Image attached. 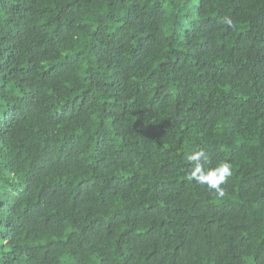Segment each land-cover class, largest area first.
Listing matches in <instances>:
<instances>
[{
  "label": "trees",
  "instance_id": "1",
  "mask_svg": "<svg viewBox=\"0 0 264 264\" xmlns=\"http://www.w3.org/2000/svg\"><path fill=\"white\" fill-rule=\"evenodd\" d=\"M0 264H264V0H0Z\"/></svg>",
  "mask_w": 264,
  "mask_h": 264
},
{
  "label": "clouds",
  "instance_id": "2",
  "mask_svg": "<svg viewBox=\"0 0 264 264\" xmlns=\"http://www.w3.org/2000/svg\"><path fill=\"white\" fill-rule=\"evenodd\" d=\"M222 22L229 27L233 25L230 17H223ZM186 161L191 165L189 179L193 180L198 185H206L208 189L223 197L225 189L222 187L227 182V179L232 176V165L230 162L223 161L214 167H206L209 164V154L203 149L192 151L185 157Z\"/></svg>",
  "mask_w": 264,
  "mask_h": 264
}]
</instances>
